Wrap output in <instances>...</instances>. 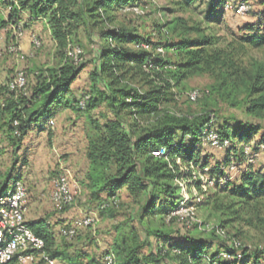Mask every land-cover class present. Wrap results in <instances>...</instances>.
I'll return each instance as SVG.
<instances>
[{
	"label": "trees",
	"instance_id": "trees-1",
	"mask_svg": "<svg viewBox=\"0 0 264 264\" xmlns=\"http://www.w3.org/2000/svg\"><path fill=\"white\" fill-rule=\"evenodd\" d=\"M138 2L15 0V3H9V20L7 23L0 21L1 29L5 26L9 28L7 39L14 41V32L21 33L29 23L42 20L48 25L58 51H64V58L59 67L31 72V82L24 94L9 93L5 86H1L0 98L3 100L0 103V131L5 129L7 140L17 148L31 126L41 128L47 122L46 117L53 112L70 108L71 87L87 65H74L66 58L65 52L71 42L77 40L79 33H85L91 37L94 47L90 54L92 68L88 73L89 100L84 111L78 109V101L75 105L80 112H91L105 105L110 118L101 126L96 125L95 137L88 140L85 154L87 169L81 185L87 191L89 201L99 203V216L108 212L111 214L117 209L120 205L118 196L125 193L127 198L139 205L142 219L162 216L165 223L181 202L175 180H192L190 172L186 175L179 172L180 166H209L206 158H200L197 149L204 143L201 131L214 115L211 111L196 114L174 112L172 108L176 104V92L187 80L202 74L213 75L228 66L220 52L211 54L203 49L210 45L207 41L193 43L192 46L196 47L193 51L188 50V44L179 47L171 44L170 30L166 23L159 24L147 37L139 36L134 30L117 24V15L124 13L128 7H141ZM225 3L226 0L208 1L211 11L217 16L223 13ZM262 25L260 35H252L244 40L252 49L264 48V22ZM142 46H147L148 50ZM157 48L163 50L162 55L156 53ZM179 51L186 53L185 60L172 63L169 53L175 55ZM228 77L234 83L231 89L235 90L239 82L242 92L246 94V114L264 120V60L255 63L250 71L231 69L224 77L223 84L227 83ZM222 87L219 85L216 93ZM206 92L202 100L200 98L196 103H201L211 95L210 90ZM215 130L221 141L230 144L225 150L224 162L211 170L213 177L219 179L225 173L224 167L231 163L240 166L244 162V147L251 143L260 128L245 126L235 136L229 133L227 126ZM178 138L182 141H178ZM184 139L190 140V145L184 146ZM259 145H264V137ZM160 149L165 150V156L153 157L152 153ZM177 159L180 160V166ZM248 166L251 167L250 164ZM7 178L5 174L0 181V197L16 181L21 180L15 178L8 187ZM194 184L192 181L189 185L195 188ZM236 193L248 199H264V168L260 172L249 170L242 177ZM103 196L106 198L102 201ZM112 199L118 202L116 208L99 210L102 204ZM174 221L176 219L171 218L168 223ZM27 225L43 240L44 252L51 258L62 259L67 264H90L91 260L86 254L66 257L65 250L57 245L51 228L43 220ZM213 227L224 231L226 239L218 236L215 229L207 231L208 235L217 240H229L228 245L217 241L219 249L215 252H211L209 246L201 242L192 246L180 245L164 237L169 246H158L155 254L145 256L140 252L143 244L134 241L126 243L123 240L114 244L116 252H112L116 258L115 264H258L257 259L251 261L254 254L249 249L241 245L237 249L233 248L232 240L235 238L227 236L222 226L215 224Z\"/></svg>",
	"mask_w": 264,
	"mask_h": 264
},
{
	"label": "rangeland",
	"instance_id": "rangeland-1",
	"mask_svg": "<svg viewBox=\"0 0 264 264\" xmlns=\"http://www.w3.org/2000/svg\"><path fill=\"white\" fill-rule=\"evenodd\" d=\"M208 1L192 0L188 3L187 0H139L138 3L145 12L143 17L120 13L116 21L120 26L134 30L142 37L149 36L159 24L166 23L170 30L171 44L178 47L181 44H188V50L192 51L196 50V47L192 46L193 43L209 42L210 45L203 49L211 54L220 52L222 59L227 62V70L224 68L213 75L202 74L184 82L176 92V104L172 110L178 114L211 111L215 115L213 128L221 130L227 126L232 136L242 131L245 126L260 128L252 137L251 143L244 147L257 153L254 163L250 164L251 167L245 161L233 169L226 166L224 175L219 179L213 177L211 170L224 162L225 151L213 149L207 143H203L197 149L200 151V158H206L209 163L205 168H201V164L197 166L189 164L187 167L192 174L194 190L198 196L195 199L190 191L191 203L195 206L200 204L197 205V217L201 223L199 227L197 226L199 229L194 227L188 230L177 220L163 223L162 216L142 219L139 205L134 204L125 193L119 194L120 205L111 214L108 212L99 216V203L89 201L87 191L81 185V179L87 169L85 156L87 143L89 139L95 137L96 125L104 124L110 118V114L105 105H100L91 112H80L75 105L76 101L90 92L88 73L92 68L90 54L94 47L91 37L85 33H79L77 40L71 42V46L80 47L83 56L79 65L86 64L87 67L71 87L70 108L59 109L46 117L47 121L54 122L53 129L47 126L41 128L31 126L17 148L7 140L6 130L0 131V181L6 174L8 187L15 178H20L25 183L29 194L25 215L27 224L43 220L51 228L57 245L65 249L78 246L80 248L81 241L86 240V245L81 249L89 257V261L91 260L90 264H104L105 253L108 250L116 252L114 244L123 240L126 243L134 241L143 244L140 252L145 256L155 254L158 246L168 244L164 237L180 245L192 246L201 242L208 245L211 252H215L219 249L218 242L229 244L228 239L217 240L207 234V228L215 224L222 226L227 236L235 238L234 240L241 246L254 254L251 261L257 259L258 264H264V199H248L245 195L236 193L242 177L246 176L249 170L260 172L264 168V145L257 146L264 137V120L246 114L248 100L239 82L236 84L238 85L236 91L231 89L234 83L230 77L227 78V83L223 84L224 77L231 69L250 71L255 63L264 60V48L252 49L244 43L249 36L261 33L259 29L263 28L264 0H238L248 3L251 7L250 13L245 16H238L225 10L217 16L211 11ZM33 37L40 42V47L35 50L31 47L29 53L16 55L17 60L21 64L24 63L23 65L19 63L17 70L24 71L28 77V84L31 82V72L59 67L64 58V51L59 52L55 44L42 32ZM0 50L1 61L4 50L2 47ZM169 55L172 63H182L186 58V53L181 51ZM231 63L233 65L229 68ZM17 70L12 69L10 75L13 77ZM3 79L1 76L0 86H3ZM219 85L223 87L216 93ZM192 90L201 92L210 90L211 95L201 103H189L186 93ZM2 100L0 98V103ZM177 140L182 141L180 138ZM183 142L184 146L191 143L188 139H184ZM66 170L73 176L78 194L74 205L57 212L50 204L49 194L53 181ZM209 183L212 185H208ZM104 198L106 197L103 196L102 201ZM64 213L68 215L67 220L61 219ZM88 214L97 216L98 221L93 228L80 230L76 238L70 241L60 236L62 228L71 224L74 219ZM67 221L69 223L63 225ZM56 260L58 264L62 263V259Z\"/></svg>",
	"mask_w": 264,
	"mask_h": 264
},
{
	"label": "built area",
	"instance_id": "built-area-1",
	"mask_svg": "<svg viewBox=\"0 0 264 264\" xmlns=\"http://www.w3.org/2000/svg\"><path fill=\"white\" fill-rule=\"evenodd\" d=\"M224 10L226 12L234 13L238 16H245L250 13L251 7L248 3L238 0H226ZM124 13L131 14L137 17H143L145 15L144 10L141 7H128L124 10ZM20 33H14L17 37ZM33 49L40 47V42L33 37L32 38ZM145 50H148L147 46H142ZM8 53L17 55L18 50L15 45H11L7 49ZM156 53L162 55L163 50L161 48L156 49ZM66 58L74 65H79L82 61L83 52L79 47L68 46L65 52ZM2 51L0 50V58ZM28 78L23 70H17L11 80L5 85L6 91L9 93H25L27 90ZM0 86V95H1ZM205 93L199 90H192L186 93V99L190 103H196ZM89 100L87 94L83 95L78 100V109L84 111L86 104ZM214 118L211 116V121L201 131L202 141L207 143L211 148L218 150H226L229 147L228 141H221L215 128H213ZM16 125V123H14ZM50 129H53L54 122L47 121L45 123ZM164 149H160L152 153L155 158L165 156ZM257 158V153L251 151L250 148H244L243 159L247 165L253 164ZM180 166V160H176ZM233 163L229 165L230 169L235 167ZM225 171V169H224ZM179 172L186 175L189 170L186 167L180 166ZM193 180L176 179L175 185L179 189L181 202L178 208L167 218L166 222H169L171 218H175L177 221L187 228H191L194 225L200 226L201 223L197 217L196 206L191 203L190 191L192 196L196 199L197 193L194 188L190 187ZM208 185H212L209 183ZM78 194V187L73 179V176L69 171L61 173L52 183L49 201L53 210L57 212L63 211L66 207L75 204V200ZM29 200L28 189L22 180L16 181L13 187L8 190L4 196L0 197V264H8L15 261L16 264H34L36 262H42L44 264H58L56 259L51 258L44 252V242L37 237L28 227L25 220L27 211V205ZM200 201V200H197ZM118 202L115 199L110 200L102 204L99 210H105L108 208H116ZM98 221L95 214L83 215L74 219L71 224H68L60 231V236L67 241L76 238L80 230L91 229ZM215 229L218 236L226 239L224 231L214 228H207V231ZM233 248H239L240 244L235 240H232ZM225 258V256H223ZM116 258L111 250H108L104 256V264H115Z\"/></svg>",
	"mask_w": 264,
	"mask_h": 264
},
{
	"label": "crops",
	"instance_id": "crops-1",
	"mask_svg": "<svg viewBox=\"0 0 264 264\" xmlns=\"http://www.w3.org/2000/svg\"><path fill=\"white\" fill-rule=\"evenodd\" d=\"M11 2L15 3V0H0V21L7 23V21L9 20V15H10L9 3H11ZM40 32H42L44 36L48 37V39L53 44H55L53 42V40L51 39V33H50L49 28H48V25L46 24L45 21H42V20L33 21V22L29 23L27 25V27L25 29H23L22 32L14 39V41H10L9 39H7V35L10 34L9 28L7 29V26H5V28H3V29L0 28V47H2V49L4 50V57L0 61V77L3 76V78H4L3 83H2L3 86H5L10 81V79L12 77V75H10V71L12 69L17 70L18 69L17 67L20 63V61L17 60L16 55L8 53L7 49L11 45H15L17 47L18 53H20V54L29 53L31 51V47H32L31 46V38ZM14 33H13V35H14ZM23 64L24 63L22 62L21 65H23ZM89 72H90V70H89ZM7 74L9 76H7ZM61 219L67 220L68 215H66V213H64L63 215H61ZM68 223L69 222L67 221L63 225H67ZM81 242H82L81 243L82 246H80V248H78L79 246L78 247H72L70 249L62 248L65 250V256L66 257H74L78 254H84L85 252H83V250L81 248L84 245H86L87 242H86V240H82ZM34 264H44V263L38 261ZM61 264H67V263L62 261Z\"/></svg>",
	"mask_w": 264,
	"mask_h": 264
}]
</instances>
